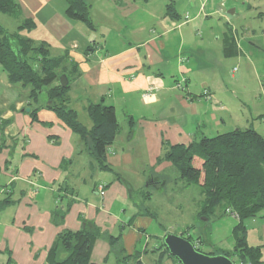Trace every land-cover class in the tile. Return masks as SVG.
<instances>
[{
    "label": "crops",
    "instance_id": "1",
    "mask_svg": "<svg viewBox=\"0 0 264 264\" xmlns=\"http://www.w3.org/2000/svg\"><path fill=\"white\" fill-rule=\"evenodd\" d=\"M16 1L20 21L36 24L26 31L31 36L22 31L21 37L34 45L47 43L52 57L68 54L75 62L69 107L83 126L92 130L89 108L103 104L115 108L120 130L109 148V169H102L92 142L46 108L45 93L38 98L34 119L31 88L12 84L0 68V201L10 188L14 200L0 211V264L9 259L14 264H47L48 251L61 232L90 225L115 237L130 230L134 251L136 235L145 233L132 223L149 216L137 210L136 190L118 169L127 166V171L144 175L151 171L145 179L151 180L175 168L168 161L159 165L164 145H190L203 136L238 129L222 132L236 114L226 104H232L226 82L235 77L231 65L248 60L254 48L264 49V0H85L94 29L66 16V0ZM227 33L232 56L225 46ZM180 81H185L184 90L176 88ZM206 89L210 99L203 96ZM140 161L147 165L137 168ZM99 186L106 187L104 196ZM121 201L125 207L133 204L134 215L118 209ZM60 208L67 212L63 224L56 225L53 215ZM246 226L249 245L262 247L264 260V211ZM126 239L121 236L116 264L122 248L133 254ZM111 253L109 243L99 240L93 262L105 264Z\"/></svg>",
    "mask_w": 264,
    "mask_h": 264
},
{
    "label": "trees",
    "instance_id": "2",
    "mask_svg": "<svg viewBox=\"0 0 264 264\" xmlns=\"http://www.w3.org/2000/svg\"><path fill=\"white\" fill-rule=\"evenodd\" d=\"M66 2V16L69 19L94 29L90 6L85 0ZM168 13L172 17L176 16L172 6H168ZM1 14L17 18L22 15V10L16 0H0ZM35 27L34 21L25 20L11 38L8 31L0 25V68L7 73L12 84L31 88L29 107L34 119L39 110L38 98L45 93L48 98L46 108L54 111L75 134L87 142L91 141L98 165L102 169H109L108 150L120 130L115 108L103 104L91 106L89 112L95 125L91 131L83 126L77 113L69 107L70 83L66 87L60 84L62 76L70 80V70L74 71L76 64L68 54L63 57H52L47 43L34 45L32 41L21 37L20 32L32 31ZM230 38V33H227L225 46L232 56L233 42H230ZM10 39L15 40V45L19 44V47L13 48ZM75 72L77 73V70ZM204 91L209 92L207 89ZM164 161L172 163L185 184L198 187L204 194L205 203L202 210L206 219L210 220L216 216L218 209L222 208L224 215L230 214L238 220L232 230L235 240L233 250H218L206 254L226 255L234 259L235 264H264L262 247H251L248 243L246 226L249 220L258 217L264 211V137L252 128H238L215 137L203 136L200 141L190 145H164V154L158 162ZM12 197L10 188L5 193V199L0 201V211L14 203ZM66 212L67 210L61 208L55 211L53 219L56 225L63 224ZM180 235L184 237L183 233ZM121 236L122 234L117 237L108 233L103 234L95 225L85 226L79 231L64 230L48 251L47 264H96L92 257L97 242L105 240L112 250L116 251ZM62 249L67 253L65 259L59 257ZM123 250L122 248L121 255ZM157 250L160 251V248ZM164 250L168 257L180 264L170 255L165 244L162 245V251ZM197 250L203 252L199 247ZM141 254V251H136L124 258H136ZM161 256L162 253L159 263L165 260L164 255ZM122 262L123 258L119 264ZM6 264L14 263L9 259Z\"/></svg>",
    "mask_w": 264,
    "mask_h": 264
},
{
    "label": "rangeland",
    "instance_id": "3",
    "mask_svg": "<svg viewBox=\"0 0 264 264\" xmlns=\"http://www.w3.org/2000/svg\"><path fill=\"white\" fill-rule=\"evenodd\" d=\"M21 24L20 17L16 18L7 14L0 15V25L8 31L10 37L18 32L17 29ZM255 26L259 28V22ZM25 34L28 37L31 36L26 30ZM36 37L34 38L37 39L38 37ZM9 41L12 43L13 48L19 47V44L15 45V40L10 39ZM249 53V58L243 61L244 63L230 64L232 69L234 67L236 69L234 71L235 77L232 80L228 79L226 82V89L231 95L228 98L231 99L230 103H232L229 104L227 102L226 104L229 107L231 105L233 107L232 111L236 114L232 116L233 119L226 121L228 126L222 132L238 127L241 129L253 128L256 131L264 133V49L254 48ZM180 61L186 62L187 58L181 57ZM207 99L210 98L207 97ZM161 163L159 162V165ZM146 165L140 161L137 162L136 167L141 168ZM118 171L123 178L131 183L134 191L136 190L135 203L138 205L137 210L144 211L141 214L143 215L144 213L149 216L143 219L137 218L132 223L133 227L137 228L136 230L140 229L141 232L146 234L140 233V235L136 231L138 235L135 237L136 247L134 251H132L133 238L128 234L130 230L122 233V238L127 235L126 245H128V250L133 253L135 251H141L143 253V256L137 255L136 258L131 259H125L124 257L132 254L123 253L121 257L123 258L122 264H141V262L143 264H179L173 258L168 257L165 250L162 251L164 237L169 233L176 235L183 233L185 239L194 242L196 248L199 247L204 253H211L218 250H233L235 240L232 235V230L237 224L236 219L230 214L224 215L222 208L218 209L216 216L210 220L208 218L206 219L202 210L205 203L204 194L198 187L185 184L176 168L167 169L162 175L156 174L158 177L152 178L151 180L148 178L145 180L151 171L146 173V175L141 171L134 174L127 171V166L121 167V170L118 169ZM108 174L112 175V173ZM148 184L149 193H144ZM154 191L157 192L155 193ZM84 194L85 191L81 190L80 196H84ZM92 195L93 192H88V198L93 199L94 196ZM57 201L58 207L64 206L62 204L63 200L57 198ZM132 205L125 207L121 201L117 207L118 209L120 207L125 208L127 216L129 213L133 214V210L131 212ZM4 215L2 214L1 216ZM118 234L119 230L116 231L115 235ZM159 248L160 251L157 250ZM145 249L149 251L156 250L157 252H143ZM161 253L165 257L163 263H159ZM59 257L65 259L67 253L62 249ZM97 257L96 255V260ZM116 263L117 253L112 250L105 264Z\"/></svg>",
    "mask_w": 264,
    "mask_h": 264
},
{
    "label": "water",
    "instance_id": "4",
    "mask_svg": "<svg viewBox=\"0 0 264 264\" xmlns=\"http://www.w3.org/2000/svg\"><path fill=\"white\" fill-rule=\"evenodd\" d=\"M224 11L226 8L221 4ZM229 13H231L229 11ZM234 13V10L232 11ZM69 81L66 76L60 78L62 87H66ZM30 112L28 108L26 110ZM171 256L177 259L180 264H235V262L226 255H209L197 250L196 246L181 235L166 234L163 240Z\"/></svg>",
    "mask_w": 264,
    "mask_h": 264
},
{
    "label": "built area",
    "instance_id": "5",
    "mask_svg": "<svg viewBox=\"0 0 264 264\" xmlns=\"http://www.w3.org/2000/svg\"><path fill=\"white\" fill-rule=\"evenodd\" d=\"M176 86H177V88L179 90H181V89L184 90L185 89V81L178 82V84ZM204 95L206 97H209L210 98V95H209V92L208 91H204ZM108 152L111 153L110 149L108 150ZM99 192H100V194L102 196H104L105 195V192H106V187L105 186H99Z\"/></svg>",
    "mask_w": 264,
    "mask_h": 264
}]
</instances>
